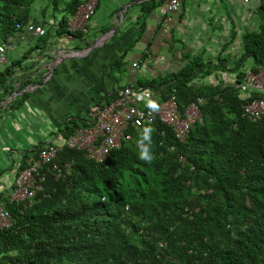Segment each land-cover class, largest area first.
Returning <instances> with one entry per match:
<instances>
[{
  "label": "trees",
  "instance_id": "16d2710c",
  "mask_svg": "<svg viewBox=\"0 0 264 264\" xmlns=\"http://www.w3.org/2000/svg\"><path fill=\"white\" fill-rule=\"evenodd\" d=\"M36 1L0 0V42L20 33L19 39L28 25L36 24L30 21ZM167 1L130 5L129 9L137 6L133 23L137 30L108 65L107 74L116 87L100 107L129 86L135 96L147 99L135 100L140 109L149 101L160 104L172 98L182 113L201 98V123L193 124L182 140L157 119L127 126L119 146L101 162L81 151L61 149L54 161L59 167L67 164V173L55 178L42 168L41 189L31 204L1 200L10 224L0 230V264H264V115L251 120L243 111L251 100L264 99V93L238 89L246 70L264 71V0H255L252 9L256 29L238 35L241 52L236 59L192 55L183 42L173 40L180 47L171 69L127 84L121 78L126 53L141 39L149 14ZM82 2L70 0L60 7V0H45L40 13H52L53 23H44L42 36L31 37L44 42L53 29L57 37L82 40L85 34L68 32L65 24L66 16ZM165 17L161 15L160 21ZM113 34L114 40L117 33ZM236 34L231 29L228 43ZM98 43L99 39L90 40L84 46ZM150 45L149 40L146 46ZM146 56L141 54L139 60L145 63ZM19 63H5L0 69V103L19 90L10 80ZM28 74L21 87L33 82ZM26 96L23 93L0 109L16 108ZM89 124L83 119L66 123L58 130L62 138L53 145ZM147 126L154 128V159L148 163L139 159L136 146ZM46 145L25 151L18 170L33 163Z\"/></svg>",
  "mask_w": 264,
  "mask_h": 264
},
{
  "label": "crops",
  "instance_id": "0c3cea01",
  "mask_svg": "<svg viewBox=\"0 0 264 264\" xmlns=\"http://www.w3.org/2000/svg\"><path fill=\"white\" fill-rule=\"evenodd\" d=\"M68 1L70 0H60V7ZM143 1L147 0H98L94 14L86 24L83 41L66 35L57 37L53 34V29L46 33L44 42L37 43L38 38L29 34L23 35L21 40L18 36L7 39L14 41L16 45L13 51L7 53L5 65L20 61L10 77L12 87L19 90L8 95L0 106L12 99H20L23 93H27V96L14 109H0V202L1 197L11 189L13 176L20 161L24 160L22 156L25 151L38 144L42 146L59 141L62 137L58 130L66 123H79L80 119L90 122L91 110L104 104V96L115 89L116 85L108 76L107 68L134 37L137 30L133 24L137 15L136 5ZM178 2L177 13H170L160 21L161 13L158 10L146 18L144 33L149 34L146 41H151L150 47L156 48L154 54L145 46L143 39L139 45L136 44L126 53V56L147 55L148 63L154 62L152 67L159 65V70L151 65L150 68L144 66L140 76L145 74L151 78L155 77L163 72L162 69H171L175 61L178 62L179 55L175 51L179 49L180 44H175L173 40L183 42L192 55L202 54L206 59L220 55L232 60L241 52L238 35L243 31L256 29L257 20L252 13L255 0L253 3L248 0L246 4L237 2L250 11L247 19L240 13L244 9L235 12L228 0ZM131 4L136 5L129 9ZM41 8L33 6L30 21L45 29L44 23H53V15H42ZM233 28L237 37L228 43ZM114 32L117 33L116 38L107 41V37ZM103 36L105 42L103 40V44H100ZM95 39H99L97 47L88 52L89 48L84 46L85 43ZM162 47L167 49L165 52H172L164 54ZM159 51L164 53L159 55ZM53 57H56V61L52 64ZM160 60L165 64L158 63ZM134 62L137 63L136 68L131 67ZM141 64L139 59L137 62L131 60L128 64L131 71L128 72V68H124L123 71L128 75L126 78L121 75L122 80L128 84L135 78L141 79L137 76ZM246 65L250 66L248 60ZM1 68L4 69V65ZM49 68H53L51 75ZM28 72L31 74L26 78L33 82L21 87L20 83L25 80L24 76ZM214 79L219 81V76L215 75ZM135 97L136 100H143L139 95Z\"/></svg>",
  "mask_w": 264,
  "mask_h": 264
},
{
  "label": "built area",
  "instance_id": "2783aa9c",
  "mask_svg": "<svg viewBox=\"0 0 264 264\" xmlns=\"http://www.w3.org/2000/svg\"><path fill=\"white\" fill-rule=\"evenodd\" d=\"M246 4L247 0H234ZM98 0H84L71 15L66 16V30L68 32H82L86 34V24L94 14ZM179 11L178 0H168L159 9L161 15H169ZM18 29L19 25L15 24ZM44 29L36 24L28 25V32L33 36H42ZM23 39V34L19 36ZM14 43L11 41L0 42V68L7 61V53L14 50ZM131 67L136 68L134 62ZM241 92L254 90L264 93V71L258 70L253 73L246 70L242 82L238 85ZM136 97L129 86L124 87L117 93V97L102 107L94 108L89 114L90 124L87 127L76 128L59 144L46 145L38 151L37 158L33 163L21 170L16 171L13 176L11 190L8 195L1 197V200L14 203L31 204L37 191L41 189V182L44 179V172L54 173V177H62L68 171V165L59 167L54 159L57 153L65 148L83 152L86 158L101 162L105 159L108 151L119 146L120 140L124 137L127 126H139L143 123H150L157 119L161 123L172 128L177 139L182 140L188 129L196 122L201 123L200 105L201 98L190 102L182 113H180L171 98L158 104V109L151 110L149 107L140 109L135 103ZM243 111L251 120L264 115V99H253L243 106ZM45 166V167H44ZM10 216L5 210L4 203L0 202V230L8 227Z\"/></svg>",
  "mask_w": 264,
  "mask_h": 264
},
{
  "label": "rangeland",
  "instance_id": "374dc122",
  "mask_svg": "<svg viewBox=\"0 0 264 264\" xmlns=\"http://www.w3.org/2000/svg\"><path fill=\"white\" fill-rule=\"evenodd\" d=\"M233 0H228V3L229 4H231V5H233V7H234V9H235V12L237 11V10H239V9H244V10H241V15L244 17V18H246L247 19V17L250 15L249 14V10L248 9H246L245 8V6H241L239 3H237V2H235V1H233ZM251 2L253 3L254 2V0H251ZM45 5V0H37L36 1V3H35V5H34V7H42V6H44ZM28 32V26L24 29V32H22L23 33V35H25L26 33ZM240 33V32H239ZM20 33H18V34H16V36H18ZM114 35V34H113ZM113 35L111 34V35H109L108 37H107V41H111V40H113ZM15 36V37H16ZM115 37V36H114ZM149 38V34H147V32L146 33H144L143 34V36H142V38L139 40V42L137 43V45H139L140 43H141V40L143 39L144 41H145V46H146V43H147V39ZM146 47H148L149 48V50L151 51V54H154V52H156V48H151L150 46H146ZM177 48V47H176ZM167 50V49H166ZM166 50H164V48L162 47V51H166ZM162 51H159V52H157V54H159V55H161L162 53H164V52H162ZM170 51V53L172 52L171 50H169ZM168 51V52H169ZM168 52H165L164 54H168ZM169 53V54H170ZM139 54H134V55H128V56H126L125 57V60H126V63H127V66L125 67V70L128 68V64H129V62L131 61V60H135L136 62L138 61V59H139ZM230 60V59H229ZM159 62H162L161 64H165L164 62H163V60H160V61H158V63ZM247 63V62H246ZM246 63H245V66H247L246 65ZM151 65V67H152V65H154V62H149L148 63V61L146 60V62L145 63H142L141 64V67L139 68V70H138V74H137V76H139L141 79H150L151 77H149L148 75H145L144 74V76H140L141 75V72H142V68L144 67V66H150ZM165 66V65H164ZM157 67H159V65H157V66H154V67H152V68H156V69H158ZM145 68V67H144ZM150 68V67H149ZM162 69V68H161ZM159 70V69H158ZM162 70H164V69H162ZM169 70V69H168ZM127 71L129 72V71H131L130 70V68H128L127 69ZM149 74H151L152 75V73H149ZM122 75H123V78H126L125 76L126 75H128V73H126L125 74V71H123V73H122ZM147 77V78H146ZM153 78V77H152Z\"/></svg>",
  "mask_w": 264,
  "mask_h": 264
},
{
  "label": "clouds",
  "instance_id": "9594fccd",
  "mask_svg": "<svg viewBox=\"0 0 264 264\" xmlns=\"http://www.w3.org/2000/svg\"><path fill=\"white\" fill-rule=\"evenodd\" d=\"M147 106L151 110L158 109V104L155 101H149ZM153 132L154 128L151 126L144 127L140 133L139 139L136 142V146L139 149V159L145 161L146 163L151 162L154 159L152 150Z\"/></svg>",
  "mask_w": 264,
  "mask_h": 264
},
{
  "label": "water",
  "instance_id": "95a60500",
  "mask_svg": "<svg viewBox=\"0 0 264 264\" xmlns=\"http://www.w3.org/2000/svg\"><path fill=\"white\" fill-rule=\"evenodd\" d=\"M103 40H104V36L101 38V41H100L101 43L100 44H103ZM94 47H97V45H94V46L90 47L88 49V52L91 51ZM55 61H56V57H53L52 64L55 63ZM49 70H50V75H51V72H52L53 68H49Z\"/></svg>",
  "mask_w": 264,
  "mask_h": 264
}]
</instances>
